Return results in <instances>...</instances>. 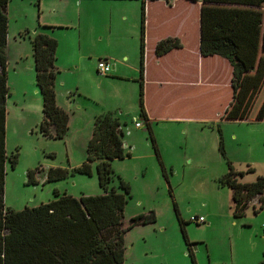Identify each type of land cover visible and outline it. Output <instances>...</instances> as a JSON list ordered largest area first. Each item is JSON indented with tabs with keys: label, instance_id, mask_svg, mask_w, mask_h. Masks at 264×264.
Instances as JSON below:
<instances>
[{
	"label": "rangeland",
	"instance_id": "374dc122",
	"mask_svg": "<svg viewBox=\"0 0 264 264\" xmlns=\"http://www.w3.org/2000/svg\"><path fill=\"white\" fill-rule=\"evenodd\" d=\"M173 2L161 0L148 11L145 8L144 68L153 79L145 85V102L156 114L170 106L174 116L151 121L159 158L138 116L140 1L8 2L5 152L8 157L17 152V161L13 167L8 160L5 163L4 206L13 210L35 207L55 199V190L73 197L102 194L94 163L90 176L72 169L86 160L95 117L114 113L129 153L110 162L113 180L109 186L117 187L120 178L129 187L123 226L135 216L155 218L125 232L123 264H192L190 251L196 264H264V208L257 210L254 200L242 217L235 218L231 191L217 182L228 170L218 148L220 137L233 170L244 172L238 180L264 177V54L256 76L262 85L249 92L244 87L227 114L217 115L216 107L222 103L214 94L201 96L189 88L155 84L157 77L174 74L179 57L186 60L189 75L205 67L208 81L219 76L214 63L197 65L189 53L198 38L200 2H181L187 24L177 28L187 50L178 58L157 62L154 43L176 29L168 11ZM42 26L54 28L50 32ZM37 28L47 30L57 41L56 103L69 115L62 139L45 138L38 130L42 99L35 86L30 43ZM124 55L128 61L120 59ZM107 57L110 65V59L121 63L120 76L113 75V70L99 73L98 61ZM217 98L228 104L231 94L222 95L220 89ZM136 120L141 127L135 126ZM56 167L70 174L44 182L47 170ZM35 168H39L36 184H27V171ZM248 168L253 172L246 173ZM198 216L204 217V223L191 221ZM182 226L189 244L184 242Z\"/></svg>",
	"mask_w": 264,
	"mask_h": 264
},
{
	"label": "trees",
	"instance_id": "16d2710c",
	"mask_svg": "<svg viewBox=\"0 0 264 264\" xmlns=\"http://www.w3.org/2000/svg\"><path fill=\"white\" fill-rule=\"evenodd\" d=\"M9 1L0 0V264H123L125 232L136 224H145L155 218L152 215L135 216L128 226H123L129 187L120 178L117 187L109 186L113 180L110 162L123 159L129 153L125 152L123 128L114 113H101L95 117L86 160L72 169L73 172L90 176L94 163L102 194L73 197L55 190V199L35 207L13 210L4 206L5 163L8 160L13 167L17 161V152L9 157L5 152V104L9 95L5 55L8 29L6 7ZM34 1L39 5L41 0ZM139 1L138 116L144 122L155 155L159 158L151 122L144 107L145 6L147 1L155 0ZM187 1L201 3V56H218L231 69V100L223 111V114H227L244 87L249 92L258 86V64L264 54V0ZM53 28L42 26V29H49L50 32ZM30 43L35 86L42 99V119L38 130L45 138L62 139L68 130L69 115L56 103L55 78L59 72L55 67L57 41L49 36L47 30L37 28ZM178 48H181L180 40L168 36L156 42L154 54L158 58ZM255 69L256 74L251 75ZM222 117L220 115L219 118ZM218 148L228 170L217 182L231 191L233 216L242 217L254 200L257 210L263 209L264 177L257 176L252 182H241L238 177L241 178L244 172L233 170L226 158L221 137ZM37 170L39 168L27 171V184H36L34 176ZM250 172H253L252 168L246 170V173ZM69 174L70 171L65 168H49L44 182L62 180ZM253 209L256 213L255 206ZM181 231L184 242L189 244L183 226ZM189 256L191 263L196 264L191 251Z\"/></svg>",
	"mask_w": 264,
	"mask_h": 264
},
{
	"label": "crops",
	"instance_id": "0c3cea01",
	"mask_svg": "<svg viewBox=\"0 0 264 264\" xmlns=\"http://www.w3.org/2000/svg\"><path fill=\"white\" fill-rule=\"evenodd\" d=\"M160 1L161 0L147 1L145 8L148 11V9L152 6V4H155V3L160 2ZM183 1L185 2V0H183ZM181 2H182V0H174V2L171 3L172 5L168 6L169 15L173 16V19H170V18L169 19L174 22V26L176 27V29H174L172 32L166 34V36H165V37H168V36L177 37L180 40L181 48L173 49L162 57H158V58L155 57L157 62H158V59L164 60V59H169L172 57L178 58L179 55H182L183 52L187 50V48L182 43L183 35H182L181 31L178 30V28H177V26L181 27V26H186V24H187L186 11H184V14H181V12H180V10H181L180 7L182 4ZM160 39L161 38H158L156 40V42ZM156 42L154 44H156ZM189 50H190L189 53L195 56L197 65H199L200 63L202 64V62H204V61L206 64L214 63L215 66H213V69L217 70V75H219V76L217 78L212 79V81H208L207 77H206V72L204 73V70L207 69L205 67H204V70L202 69L201 71L200 70L197 71L196 74L189 75L187 73V68H186L187 62H186V60H183L184 58L179 57L178 64L175 65V68H174L175 69L174 74L171 77H169V76L157 77V79H155L154 82H155V84H159L161 86H166V87L170 86L172 84V86L175 88V90H180L181 88H189L191 93H200L201 96L214 94L216 101L222 103V105H218V107H216L217 115H218L219 112L224 111V109L228 105V104H225V102H223V100L217 98V96H219L220 89H222V95H225L226 91L230 92V94H231V86H230L231 69H230L229 65L222 58H220L218 56H211V57L201 56V54L199 52V31H198L197 42H195V44ZM103 59L108 60V57L103 58ZM120 59L123 61H128V57L126 55H124ZM110 62H111V67H112L111 70H113L112 71L113 75L120 76L122 74V73L120 74V72H119V68L122 66L121 63L118 62V60L113 61V59H110ZM183 66H184V69H181V67H183ZM256 69L253 71V73L251 75L256 74ZM218 71L220 73H222L223 75L220 74ZM215 77H216V72H215ZM151 78L152 77L147 76L146 68H144V90H145V85L147 82H149V81L153 82V79H151ZM261 85H262V80H261V82H258L257 88L260 87ZM144 107H145V111L147 113V116H148L150 122L153 121L154 119L157 120V119H160L163 117H167V118L173 117L174 118V116H172L170 114V112H171L170 106H165V107H167V108H165L167 111L162 109L160 112H158L159 114L158 113L156 114L155 111H153L151 108H149V106H147V104L145 102V93H144ZM175 119H178V118H175Z\"/></svg>",
	"mask_w": 264,
	"mask_h": 264
},
{
	"label": "built area",
	"instance_id": "2783aa9c",
	"mask_svg": "<svg viewBox=\"0 0 264 264\" xmlns=\"http://www.w3.org/2000/svg\"><path fill=\"white\" fill-rule=\"evenodd\" d=\"M165 1L166 2H172V0H165ZM97 68H98L99 73L104 74V75L110 73V71L112 69L110 63L105 59H100L98 61ZM135 126L141 127L142 123L136 120ZM191 221H194L195 223L200 224V223H204L205 219L202 216H198V217H192Z\"/></svg>",
	"mask_w": 264,
	"mask_h": 264
}]
</instances>
